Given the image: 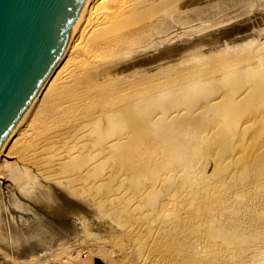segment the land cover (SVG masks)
Listing matches in <instances>:
<instances>
[{"label":"bare ground","instance_id":"1","mask_svg":"<svg viewBox=\"0 0 264 264\" xmlns=\"http://www.w3.org/2000/svg\"><path fill=\"white\" fill-rule=\"evenodd\" d=\"M239 2H103L0 179L17 240L264 264V2Z\"/></svg>","mask_w":264,"mask_h":264},{"label":"water","instance_id":"2","mask_svg":"<svg viewBox=\"0 0 264 264\" xmlns=\"http://www.w3.org/2000/svg\"><path fill=\"white\" fill-rule=\"evenodd\" d=\"M104 1L0 0V179Z\"/></svg>","mask_w":264,"mask_h":264},{"label":"rangeland","instance_id":"3","mask_svg":"<svg viewBox=\"0 0 264 264\" xmlns=\"http://www.w3.org/2000/svg\"><path fill=\"white\" fill-rule=\"evenodd\" d=\"M227 1L230 2V5H226L228 6V9L225 10V12L223 13L224 15L227 12L232 14L239 13L244 8V4L240 3L239 2L240 0L238 1L227 0ZM231 1L235 3H232ZM260 1L264 2V0H260ZM1 191H3V188L1 189ZM1 194L3 196H0V209L3 215L4 225L3 224L2 225L4 230L2 229L3 231H1L3 234L0 233L1 234L0 264H32L33 262H35L36 264L38 263L39 264L42 263L43 264H94V260L96 258H100L102 261L111 264H137L135 262L136 260L134 256H133V260L131 259L130 256L131 251L126 252V250L123 249V247H121V245L119 244V238L116 235H112L110 237L109 234L108 235L106 234L105 237L103 238L94 237L93 240L91 239L85 240V238H79V237L77 239L75 238L69 239L68 237L65 236H61V238L57 237L58 239H55L56 238L55 236H51L54 239L53 240L50 236L48 238H44V237L40 238L39 236H36V237L28 238L29 240H27V238L24 237L22 238V240L21 238H19L18 239L20 241L19 242L17 238L14 237V234L16 235L17 231L22 226L20 221H19L20 223L17 222L18 218L16 219V217H18L20 214L22 216L25 215L24 213H22L24 211L21 209L18 210V208H14L15 206L13 205L12 200L11 199L9 200L8 197L5 196L3 193ZM16 209L19 211L18 216H16L17 214ZM15 223L17 224L19 223L18 225L19 227H17V224L15 226ZM13 229L15 230L18 229V230L14 233L15 230ZM50 238L52 241L50 240ZM31 239L32 241H35V239L36 240L38 239L39 241L37 240L33 242V244L35 243L33 245L32 241L30 242ZM45 239L46 240L49 239L47 240L48 242ZM44 240L46 241V243L44 242ZM25 241L28 243H26ZM36 242H38V244ZM39 242L41 243L39 244ZM31 245L32 247L36 246L32 248L33 250L35 249L34 251H36L33 254H30V251H32ZM128 246L131 249H133L134 247L133 244L131 243H129ZM117 247H119L120 249L119 251H117L116 249ZM121 248L123 249V251H121ZM134 255H135V250H134Z\"/></svg>","mask_w":264,"mask_h":264}]
</instances>
